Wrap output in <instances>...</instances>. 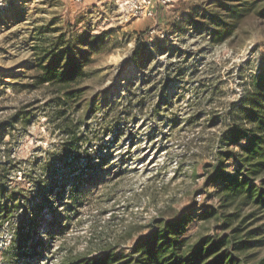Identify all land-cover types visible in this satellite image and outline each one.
Returning <instances> with one entry per match:
<instances>
[{"label":"rangeland","instance_id":"1","mask_svg":"<svg viewBox=\"0 0 264 264\" xmlns=\"http://www.w3.org/2000/svg\"><path fill=\"white\" fill-rule=\"evenodd\" d=\"M217 1L173 0L139 20L121 18L110 0H12L0 12V163L13 164L7 188L23 193L30 210L44 208L42 230L59 221L55 236L37 244L31 215L21 206L1 223L0 264H61L67 255L87 251L90 258L111 251L124 262L163 221L184 216L189 248L228 237L227 248L240 264H264V207L242 206L240 198L220 193L223 185H206L228 111L241 105L252 78L264 70V17L247 18L238 35L215 45L208 33L173 30L190 10ZM96 36L107 37L86 67L89 98L98 109L88 119L90 138L79 156L62 164L54 156L62 139L45 118L49 98L31 86L38 73L34 66L44 51H87ZM142 43L165 52L137 67L134 57ZM228 166L236 168L233 162ZM48 173L56 191H64L61 203L44 198ZM88 173L98 177L91 181L105 182L73 206L66 200L72 179ZM253 185L264 189V177ZM6 203L0 199V205ZM237 242L244 245L236 248ZM20 251L27 257L19 258Z\"/></svg>","mask_w":264,"mask_h":264},{"label":"trees","instance_id":"2","mask_svg":"<svg viewBox=\"0 0 264 264\" xmlns=\"http://www.w3.org/2000/svg\"><path fill=\"white\" fill-rule=\"evenodd\" d=\"M263 2L264 0H219L207 8L190 10L183 21L174 23L173 30L180 33L186 28H192L200 33H208L211 44H220L227 38L238 35L241 24L247 18L255 14L264 17V9H260ZM106 39L105 36L93 37L92 41L95 43H91L87 51L82 52L74 48L44 51L34 66L38 73L31 86L40 88L44 96L49 98L44 107L45 118L54 127L55 134L62 139L54 155L62 164L67 162L69 156H79L81 146L90 138L88 119L96 111L97 103L94 98H89L91 86L88 81L91 74L86 67L91 60L88 57L90 53H99ZM164 52L161 46L157 45L149 50L142 43L135 54L134 63L140 67L153 54ZM251 81L252 87L243 96L241 105L233 106L227 113L226 127L222 131L223 143L214 163L208 166L206 185L212 187L219 183L224 186L220 193L225 194V197L234 201L240 198L242 206L254 204L263 208L264 189L260 190L253 185V181L264 177V70ZM20 120L24 124L29 123L27 118ZM234 145L242 146L239 151H235L230 148ZM231 162L236 166L233 171L228 166ZM11 165V161L9 164L0 163V199H7L6 204L0 205V227L1 223L11 220L12 215L23 206L26 214L31 215L30 230L38 238L37 244H44L45 236H55L59 221L54 219L48 224V230H42L40 226L45 220L44 208L37 205L30 210L28 198L23 193L8 191L7 179ZM89 168L94 169L91 161ZM90 176L89 173L77 174L72 179L73 190L66 196V200L70 199L73 206L78 205L81 198L87 197L105 182L101 178L91 181L96 175L88 179ZM46 178V202H50L49 198L52 196L54 201L61 203L64 191H56L51 173ZM63 204L71 207L67 202ZM188 222V217L184 216L177 222L159 223L161 226L156 227L151 235L142 238L130 249L129 257H122L126 258L124 262H120V257L111 251H101L92 258L90 251H87L76 257L67 255L61 264H240L241 260L232 248H227L232 242L228 237L213 241L208 239L200 242L197 247L189 248L187 239L183 238L184 227ZM243 243H235L236 248L243 246ZM17 256L27 257V253L20 251ZM127 258L132 259L126 261Z\"/></svg>","mask_w":264,"mask_h":264},{"label":"built area","instance_id":"3","mask_svg":"<svg viewBox=\"0 0 264 264\" xmlns=\"http://www.w3.org/2000/svg\"><path fill=\"white\" fill-rule=\"evenodd\" d=\"M12 0H0V12L10 6ZM116 2L119 7V14L125 20H139L142 17L151 16L152 10L157 4L170 5L173 0H110ZM83 3L84 0H74Z\"/></svg>","mask_w":264,"mask_h":264}]
</instances>
